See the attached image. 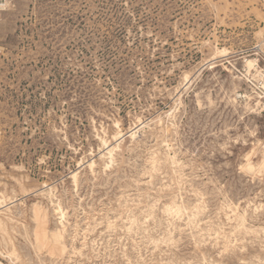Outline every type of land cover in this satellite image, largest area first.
I'll return each mask as SVG.
<instances>
[{
    "label": "rangeland",
    "instance_id": "obj_1",
    "mask_svg": "<svg viewBox=\"0 0 264 264\" xmlns=\"http://www.w3.org/2000/svg\"><path fill=\"white\" fill-rule=\"evenodd\" d=\"M258 67L260 0H7L0 264H264Z\"/></svg>",
    "mask_w": 264,
    "mask_h": 264
},
{
    "label": "built area",
    "instance_id": "obj_2",
    "mask_svg": "<svg viewBox=\"0 0 264 264\" xmlns=\"http://www.w3.org/2000/svg\"><path fill=\"white\" fill-rule=\"evenodd\" d=\"M260 3L264 9V0H260ZM6 4L7 0H0V19L6 9ZM243 78L247 90H249L248 94L252 96L250 101H253V104L259 108L260 113L264 114V68L258 67L251 74H245ZM238 98L245 100L247 95L239 93Z\"/></svg>",
    "mask_w": 264,
    "mask_h": 264
},
{
    "label": "bare ground",
    "instance_id": "obj_3",
    "mask_svg": "<svg viewBox=\"0 0 264 264\" xmlns=\"http://www.w3.org/2000/svg\"><path fill=\"white\" fill-rule=\"evenodd\" d=\"M253 61H254V60H253ZM253 61H250V60H249V61H248V60L246 61V66H247V68H249V69L253 68ZM233 101H234V100H233ZM115 140H117V139H115ZM112 150H113V149H108L106 155H107V156H110L111 153H112ZM263 169H264V168H263ZM255 207H256V206H255ZM166 209H167V208H166ZM171 210H172V209H171ZM256 211H257V210H256ZM243 215H244V214H243ZM240 221H241V220H240Z\"/></svg>",
    "mask_w": 264,
    "mask_h": 264
}]
</instances>
